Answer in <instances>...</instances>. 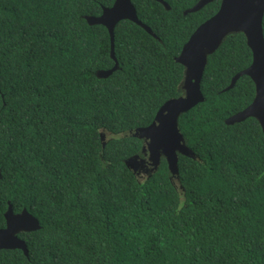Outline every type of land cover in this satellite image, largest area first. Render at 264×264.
I'll list each match as a JSON object with an SVG mask.
<instances>
[{
  "label": "trees",
  "instance_id": "1",
  "mask_svg": "<svg viewBox=\"0 0 264 264\" xmlns=\"http://www.w3.org/2000/svg\"><path fill=\"white\" fill-rule=\"evenodd\" d=\"M130 1L156 39L119 21L118 68L97 79L109 38L84 17L113 0H0V227L7 203L39 225L0 264H264V136L252 118L224 124L254 96L246 76L223 91L250 64L243 35L207 57L203 102L178 117L193 158L176 178L163 159L139 177L123 164L143 150L130 133L181 95L174 58L201 17L181 15L195 0Z\"/></svg>",
  "mask_w": 264,
  "mask_h": 264
},
{
  "label": "water",
  "instance_id": "2",
  "mask_svg": "<svg viewBox=\"0 0 264 264\" xmlns=\"http://www.w3.org/2000/svg\"><path fill=\"white\" fill-rule=\"evenodd\" d=\"M165 10L168 6L162 0H153ZM211 0H200L185 13H191ZM264 13V0H221L217 12L190 34L182 45L174 62L182 66L183 78L180 84L181 95L165 101L156 111L149 125L134 129L130 135L142 142L141 155H133L123 161L124 166L138 176H150L163 159L170 178L178 174V156L193 158L191 151L177 128L178 117L203 102L199 83L206 59L231 34H242L248 48L251 61L247 68L234 74L223 91L231 89L240 76L248 77L253 83L254 96L243 110L224 120L226 126L240 123L247 118L254 119L264 136V40L261 21ZM87 25L102 26L109 38V58L113 66L107 71H97V79H105L116 71L117 61L113 53V29L122 20L129 21L140 27L154 39L150 30L141 24L135 14L130 0H113L109 8H103L97 17H84ZM101 146L103 136L100 135ZM5 227L0 229V250H20L26 256L25 244L15 235L18 232L28 233L38 230L37 220L24 209L13 214L10 205L3 213Z\"/></svg>",
  "mask_w": 264,
  "mask_h": 264
},
{
  "label": "flooded vegetation",
  "instance_id": "3",
  "mask_svg": "<svg viewBox=\"0 0 264 264\" xmlns=\"http://www.w3.org/2000/svg\"><path fill=\"white\" fill-rule=\"evenodd\" d=\"M200 0H195L190 6L186 7L182 12H181V15L182 16H189V15H199L201 18L200 19V22L197 24L196 28L198 26H200L202 23H204L205 21H207L208 19H210L216 12L217 10L219 9V6H220V2L221 0H211L210 2L204 4L201 8H199L198 10L194 11V12H191V13H185L186 11H188L189 9H191L192 7H194ZM131 2V1H130ZM217 2V8L214 12L211 13V10H210V6L212 4H215ZM162 6V5H161ZM164 9V8H163ZM165 10V9H164ZM168 10H169V7H168ZM166 10V11H168ZM195 30V29H194ZM193 30V31H194ZM227 37V36H226ZM139 177H142L143 175L140 173L138 175ZM13 214H17V213H13ZM2 218H3V214H2ZM5 227V222H4V219H3V227H0V229H3ZM22 234L23 232H18L15 237L22 241L24 244V240L22 239ZM16 250V249H15ZM3 251H7V250H4V249H1L0 252H3ZM19 251L20 253H22L20 250H17Z\"/></svg>",
  "mask_w": 264,
  "mask_h": 264
}]
</instances>
